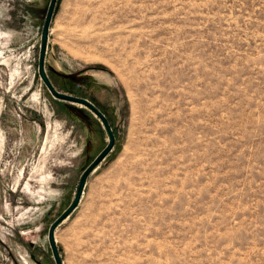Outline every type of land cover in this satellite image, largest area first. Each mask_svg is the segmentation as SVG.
<instances>
[{
	"label": "rangeland",
	"instance_id": "1",
	"mask_svg": "<svg viewBox=\"0 0 264 264\" xmlns=\"http://www.w3.org/2000/svg\"><path fill=\"white\" fill-rule=\"evenodd\" d=\"M51 2L0 0V264H57L110 144L41 77ZM44 67L115 136L62 264H264V0H57Z\"/></svg>",
	"mask_w": 264,
	"mask_h": 264
},
{
	"label": "water",
	"instance_id": "2",
	"mask_svg": "<svg viewBox=\"0 0 264 264\" xmlns=\"http://www.w3.org/2000/svg\"><path fill=\"white\" fill-rule=\"evenodd\" d=\"M56 2H57V0H52V2H51L49 14L47 16V20H46L44 31H43V41H42L41 55H40V60H39V71H40L41 77H42L43 81L45 82L48 90L51 92V94L55 98L60 99L62 101L86 106L87 108L92 110L95 113V115L103 122V124H104V126H105V128H106V130L110 136V144L108 145L107 149L102 153V155L98 159H96L94 161V163H92V165L85 172V174L81 180V184H80V187H79L75 201L68 208V210L65 211L61 215V217L52 225V227L50 229L49 238H50V242H51V246H52V250H53L56 262H57V264H62V260L60 258L59 250H58V247L56 245L55 238H54L55 230L60 225V223H62L66 218H68L71 215V213L77 208V206L81 200V197H82L85 185H86V181H87L89 175L92 173L94 168L98 164H100L109 155V153L113 150L114 145H115V136H114L111 125L109 124L108 120L97 108H95L90 102H88L85 99L70 96V95H67V94H64V93L57 91L54 88V86L51 84V82L49 81V79L47 78V76L45 74L44 63H45V56H46V50H47L49 27H50L52 16H53V13L55 10Z\"/></svg>",
	"mask_w": 264,
	"mask_h": 264
}]
</instances>
